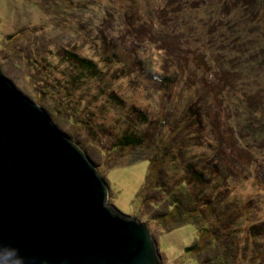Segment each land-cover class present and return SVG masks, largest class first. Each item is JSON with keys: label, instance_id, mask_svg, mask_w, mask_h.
Returning <instances> with one entry per match:
<instances>
[{"label": "rangeland", "instance_id": "1", "mask_svg": "<svg viewBox=\"0 0 264 264\" xmlns=\"http://www.w3.org/2000/svg\"><path fill=\"white\" fill-rule=\"evenodd\" d=\"M0 71L91 158L108 203L148 224L163 264H264V0H0ZM130 131L177 159L157 179L203 174L231 236L186 252L197 227L162 223L161 190L140 198L147 148L113 149Z\"/></svg>", "mask_w": 264, "mask_h": 264}, {"label": "water", "instance_id": "2", "mask_svg": "<svg viewBox=\"0 0 264 264\" xmlns=\"http://www.w3.org/2000/svg\"><path fill=\"white\" fill-rule=\"evenodd\" d=\"M91 158L0 71V264H163Z\"/></svg>", "mask_w": 264, "mask_h": 264}, {"label": "trees", "instance_id": "3", "mask_svg": "<svg viewBox=\"0 0 264 264\" xmlns=\"http://www.w3.org/2000/svg\"><path fill=\"white\" fill-rule=\"evenodd\" d=\"M66 56L68 60L81 66L84 72H90L93 77H97L99 75V69L92 60L81 58L72 52H68ZM83 71H80V76H82L81 74ZM115 99L116 101H119L117 96H115ZM55 114H57V111ZM141 115L142 114H140V116ZM145 141V136H142L136 131H130L119 138L118 142L114 144L113 149L115 151H123L132 148L140 150L147 148V151L149 152L146 156L149 157L146 158L144 155L139 157L141 159L146 158L149 161L147 181L143 186L140 198H142L144 203L150 202L151 204H154L157 202L155 199L157 197H147L145 193L151 189H156L158 191L161 190L162 194H160V197L162 199L157 198V200H164L168 207V210L161 216L163 220L162 223L166 225L171 222L176 226L193 224L197 227L196 242L187 247L186 252L191 255L199 254L206 247L216 246L215 244H217L223 237L231 236L232 228L229 226L225 227V223H223L225 220L223 214L227 218L229 216L228 214L231 213V208L223 210V213H221V211L218 212L216 208L219 207L218 198L220 200L221 195L217 193L214 194V197H216L217 200L215 203V201H213V197L204 196L202 195L203 193L199 192L201 191V188L196 190L200 186L197 182L201 181L200 179L203 178V174L197 170L193 171L194 168H188V170H192H189L191 174H184L177 177L175 179V184H173V186H169L168 183L157 179V177H161L165 164L168 165V163H175L174 161L177 159L174 158V155H169L168 153L167 156H165L167 159H164V155L153 156L150 153L151 149L146 147L147 144ZM204 181L205 180H203V182ZM164 194L165 196H163ZM167 221L169 222L167 223ZM254 227L255 225L252 228ZM229 254L232 255L230 252ZM230 255L226 252L221 256L228 260L227 257ZM220 261L221 260L219 258H215V262L212 264H221ZM201 264H208V262L204 261L201 262Z\"/></svg>", "mask_w": 264, "mask_h": 264}]
</instances>
